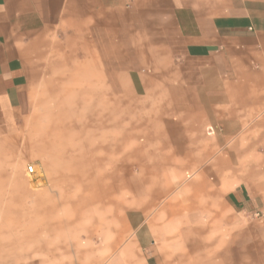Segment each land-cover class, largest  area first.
Here are the masks:
<instances>
[{"label": "crops", "instance_id": "0c3cea01", "mask_svg": "<svg viewBox=\"0 0 264 264\" xmlns=\"http://www.w3.org/2000/svg\"><path fill=\"white\" fill-rule=\"evenodd\" d=\"M0 264H264V0H0Z\"/></svg>", "mask_w": 264, "mask_h": 264}, {"label": "rangeland", "instance_id": "374dc122", "mask_svg": "<svg viewBox=\"0 0 264 264\" xmlns=\"http://www.w3.org/2000/svg\"><path fill=\"white\" fill-rule=\"evenodd\" d=\"M129 113H130V111H127V110H125V111L121 110L120 111V124H121L120 134H121V136L126 135L128 132V127L126 126V124H127V118H128ZM88 119L89 120L95 119L94 110L88 111ZM88 129L94 130V126L89 127ZM127 155H128V143L120 142L119 143V157H120V169L121 170L128 168Z\"/></svg>", "mask_w": 264, "mask_h": 264}, {"label": "built area", "instance_id": "2783aa9c", "mask_svg": "<svg viewBox=\"0 0 264 264\" xmlns=\"http://www.w3.org/2000/svg\"><path fill=\"white\" fill-rule=\"evenodd\" d=\"M26 172L32 182L39 181L40 175L36 172V166L33 163L26 165Z\"/></svg>", "mask_w": 264, "mask_h": 264}]
</instances>
